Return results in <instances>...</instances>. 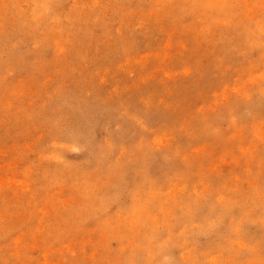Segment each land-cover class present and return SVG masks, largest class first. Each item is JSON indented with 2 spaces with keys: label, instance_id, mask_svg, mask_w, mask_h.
I'll return each instance as SVG.
<instances>
[{
  "label": "rangeland",
  "instance_id": "374dc122",
  "mask_svg": "<svg viewBox=\"0 0 264 264\" xmlns=\"http://www.w3.org/2000/svg\"><path fill=\"white\" fill-rule=\"evenodd\" d=\"M0 264H264V0H0Z\"/></svg>",
  "mask_w": 264,
  "mask_h": 264
}]
</instances>
